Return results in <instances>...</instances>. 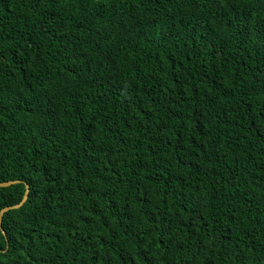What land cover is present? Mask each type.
<instances>
[{
    "label": "trees",
    "instance_id": "trees-1",
    "mask_svg": "<svg viewBox=\"0 0 264 264\" xmlns=\"http://www.w3.org/2000/svg\"><path fill=\"white\" fill-rule=\"evenodd\" d=\"M0 264H264V0H0Z\"/></svg>",
    "mask_w": 264,
    "mask_h": 264
},
{
    "label": "water",
    "instance_id": "water-1",
    "mask_svg": "<svg viewBox=\"0 0 264 264\" xmlns=\"http://www.w3.org/2000/svg\"><path fill=\"white\" fill-rule=\"evenodd\" d=\"M16 182H20V180L15 179V180L2 181V182H0V186H8V185H11V184L16 183ZM24 184H25V189H24V193H23L21 200L18 203H14L12 205L4 206L0 209V230L4 236H5V231L3 230L2 226H1L2 215L4 212H6L10 209H15V208L20 207L22 205V203L26 200L27 195H28L29 186L25 182H24Z\"/></svg>",
    "mask_w": 264,
    "mask_h": 264
}]
</instances>
